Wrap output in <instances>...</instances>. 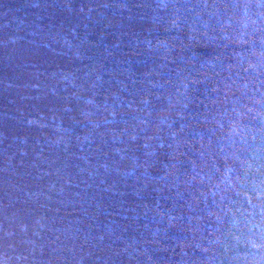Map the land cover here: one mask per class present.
<instances>
[{"label": "trees", "instance_id": "16d2710c", "mask_svg": "<svg viewBox=\"0 0 264 264\" xmlns=\"http://www.w3.org/2000/svg\"><path fill=\"white\" fill-rule=\"evenodd\" d=\"M264 0H0V264H264Z\"/></svg>", "mask_w": 264, "mask_h": 264}, {"label": "clouds", "instance_id": "9594fccd", "mask_svg": "<svg viewBox=\"0 0 264 264\" xmlns=\"http://www.w3.org/2000/svg\"><path fill=\"white\" fill-rule=\"evenodd\" d=\"M256 23L259 25L264 24V12L257 14ZM261 231H264V228H262Z\"/></svg>", "mask_w": 264, "mask_h": 264}]
</instances>
